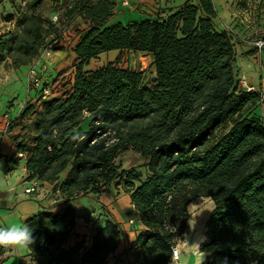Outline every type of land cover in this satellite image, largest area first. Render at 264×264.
<instances>
[{"label": "trees", "instance_id": "obj_1", "mask_svg": "<svg viewBox=\"0 0 264 264\" xmlns=\"http://www.w3.org/2000/svg\"><path fill=\"white\" fill-rule=\"evenodd\" d=\"M40 2L26 3L30 14L22 18L6 14L16 17L17 28L0 36V59L6 53L15 67L43 47L71 58L66 88L43 97L57 77L38 74L40 82L27 83L18 115L6 122L7 131L21 126L15 153L24 157L25 178L53 183L65 204L24 220L36 237L28 247L35 264L120 263L126 247L118 252L121 228L112 218L87 246H64L75 225L72 200L110 184L128 193L138 225L126 264H168L188 204L199 196L213 201L202 264H264L262 86L241 85L234 37L215 27L213 1L183 0L122 22L112 20L114 0H70L56 11L64 27L41 17ZM66 27L71 33L63 43ZM109 50L150 55L151 82L145 71L120 65V55L94 70L84 67ZM127 147L146 159L144 177L116 162Z\"/></svg>", "mask_w": 264, "mask_h": 264}, {"label": "rangeland", "instance_id": "obj_2", "mask_svg": "<svg viewBox=\"0 0 264 264\" xmlns=\"http://www.w3.org/2000/svg\"><path fill=\"white\" fill-rule=\"evenodd\" d=\"M1 1V0H0ZM30 0H14L13 9L14 14H30V10L26 3ZM182 0H173L170 6H173L172 9H175ZM214 7L217 11V16L214 18V25L217 29L226 28L229 29L231 33L236 34L234 36V42L237 48L241 51H246L248 45L245 43H240L239 41L241 36H247L248 32L250 33V28L241 23L240 20L236 17V14L240 15L242 18L245 17V14H248V11H245V8L248 5L252 6L251 14L255 17L256 9L253 5H258L259 0H212ZM70 0H41L37 5L36 11L41 15L43 19H50L51 16L56 13L58 10L66 9ZM165 2L162 0V3ZM248 2V3H247ZM122 7L118 8L114 12L112 19H120L122 22H127L128 19H141L139 11H130L128 2L122 1ZM247 3V5H246ZM169 6V7H170ZM239 11L236 13L237 8ZM164 8V7H163ZM152 13L149 15L155 16L157 13L156 10H149ZM149 11H146L149 13ZM6 15V14H5ZM0 13V23L6 17ZM63 16V15H62ZM15 16H13L10 21L7 23L0 24V36L1 34H6L7 31H15L17 28ZM244 20V18H243ZM230 27H229V26ZM227 26V27H226ZM254 30L258 28L256 23L253 24ZM261 28V27H259ZM258 30V29H257ZM71 30L65 28V38L64 41H67L69 38L68 35ZM233 31V32H232ZM259 34V33H257ZM50 36H48L49 39ZM239 40V41H238ZM66 43V42H65ZM255 46L254 44H251ZM260 52L254 54L253 52H246L244 54L238 53L236 55V68L239 77L247 74V78H253V73L257 72L259 65L262 67V72L264 76V46L258 49ZM49 57L42 54L39 57H32L28 64H22L18 67H15L11 64L9 57L6 55L0 59V113H6V109L9 108L17 99H23L25 95L29 93L27 91L28 78L30 76V68L34 69V74H43L50 77H57L54 81L51 82V90H55V93L59 89L66 88L69 83L67 81L68 76L72 73L70 68L71 58L68 55L67 51L59 48L58 50H51ZM117 55H120L119 64L122 66H130L133 69L143 70L144 72V81L147 83L151 82L153 77V68L150 64L151 56L148 54H143L140 52L133 51H123L121 54H118L117 50H109L101 53L98 57L90 59L84 67L86 69L94 70L101 65L106 64L108 61L114 60ZM243 56V57H242ZM73 60V58H72ZM249 64V66H247ZM41 66V68L39 67ZM57 72V73H55ZM52 73V74H51ZM250 76V77H249ZM257 76V75H256ZM256 76H254L253 81L257 82ZM32 77H30L31 80ZM35 77H33L34 79ZM40 78L35 79L39 81ZM34 80V81H35ZM33 82L32 85L34 83ZM33 90H31L32 92ZM30 92V93H31ZM54 93V94H55ZM14 112V111H13ZM19 112V111H18ZM257 112L264 116V102L257 108ZM9 117V116H8ZM10 118H8L9 120ZM116 162L121 166L122 169L137 168L140 169L144 174H146L145 162L146 159L142 157L139 153L133 151L130 147H127L118 154ZM46 203L45 208H48L53 211H61L65 206L64 202L60 198L58 192L49 191L46 193ZM75 207V222L78 223L80 227H87V233L76 234L81 236L79 239H76L73 234L70 235L69 241L65 242V247L76 246L79 248L81 245L87 246L91 241V234L94 233L95 229L103 224L105 218H112L120 224L121 228V240L118 247V252L122 251L126 247V251L120 256L119 264H126V261L131 257V246H129L130 241L135 237V221H134V210L131 205L130 198L128 193L122 187H118L114 184L107 185L102 188L99 193L87 192L79 194L72 200ZM213 209V201L208 196H199L195 197L188 204L189 217L186 221V228L181 238L178 240L176 246L179 250L180 256L177 264H197L199 258V252L196 248L192 247L193 243H201L206 239L205 235V224L206 220ZM79 229V228H77ZM85 235H88L89 238H85ZM87 240V244L83 242ZM127 245V246H125ZM27 264H35L32 256L25 255ZM124 262H121V261ZM172 264H175L172 263Z\"/></svg>", "mask_w": 264, "mask_h": 264}, {"label": "crops", "instance_id": "obj_3", "mask_svg": "<svg viewBox=\"0 0 264 264\" xmlns=\"http://www.w3.org/2000/svg\"><path fill=\"white\" fill-rule=\"evenodd\" d=\"M114 1H115L114 12H116L118 8H124L122 7L123 4L122 1L125 2L127 1L128 5H130L129 6L130 11H139L141 17L149 16V14L152 13L149 10H156V12H158L163 7L165 8V10H167L166 7L168 8V10L173 7L170 6L173 0H164L165 2L163 3L162 0H114ZM13 3L14 0H1L0 13L3 15L11 13L13 15L14 13V11H12ZM253 7L256 9L255 17H253L251 14V12L255 10L251 9L252 6L250 5H248V7L245 8V11H248L249 13L244 15L245 16L243 17L244 20L240 15L236 14L238 20H240L241 23H243L245 26L249 27L251 31L250 33L248 32L247 36L238 37L240 38V40H243V42L238 40L240 43H245L249 47L246 51L245 50L241 51L239 48L236 47V55H238V53L244 54L247 51L248 52L251 51L254 54H258L260 52L257 48H255L251 44L255 39L264 38V0H259L258 5L256 6L253 5ZM240 9L238 7L236 13ZM146 11H149V13H147ZM12 17L13 16H11V18ZM10 19L4 17V19L0 24L4 22L7 23V21L8 22L10 21ZM117 20L120 21V19L118 18ZM254 23L258 25V28H256V30H254L255 27L253 26ZM234 36L237 35L234 34ZM247 66H249V64H247ZM256 71L257 72L253 73V78L254 76L257 75L256 76L257 82H254L253 78L250 76H249L250 78L248 79L247 74L240 77L241 78L240 83L243 87L245 88H247L248 86L261 87L264 85V76L261 65L258 66ZM13 102L14 103L10 105L8 109H6V113L5 112L2 114L0 113V226H5V227L13 224L16 225L24 224V220L27 217L36 213L40 209H44L45 205H47L45 199L46 193L53 190V183L44 181L42 183L38 182L36 189L33 192L26 193L24 191V187L31 179L25 178L26 168H25L24 157H21L19 154L15 153L17 142L21 140L23 137V135H21L22 133L20 129L21 126L17 124L12 128V130L10 131L6 130V122L8 121V118H13L17 116L19 108L21 107L22 104L21 99L20 100L17 99ZM77 224L78 223L75 222V225L70 235L74 233L73 235L75 236V238L79 239L81 236L79 235L77 236L76 235L77 233L80 234L79 232H81L82 234H86L88 231H87V227L85 226L80 227ZM134 227L137 228L138 225L135 224ZM135 233H136V229H135ZM85 238H89V236L85 235ZM84 244H87V240L84 241ZM28 252H29L28 248H21L15 251L0 248V264H27V260H26L27 256L25 255L30 256ZM174 262L175 264H177V261H173L172 263ZM180 263L181 262H179V264Z\"/></svg>", "mask_w": 264, "mask_h": 264}, {"label": "clouds", "instance_id": "obj_4", "mask_svg": "<svg viewBox=\"0 0 264 264\" xmlns=\"http://www.w3.org/2000/svg\"><path fill=\"white\" fill-rule=\"evenodd\" d=\"M36 242V237L33 235V230L27 224H13L10 226H0V248L8 250H18L21 248H28ZM192 247L199 251V243H193ZM204 253L199 252L197 264H202ZM179 252L174 251L172 260H178ZM171 264V261H170Z\"/></svg>", "mask_w": 264, "mask_h": 264}, {"label": "built area", "instance_id": "obj_5", "mask_svg": "<svg viewBox=\"0 0 264 264\" xmlns=\"http://www.w3.org/2000/svg\"><path fill=\"white\" fill-rule=\"evenodd\" d=\"M51 21L53 23H55L58 27H64V19L61 18L59 14H54L53 16H51ZM252 44H254L258 49H260V48H262V46H264V38L255 39L252 42ZM51 52L52 51H51L50 48L43 47V48L40 49V52H39L38 55H36V57L40 58V55L42 56V54L47 56V57H49ZM29 73H30V76H29L27 81L28 82L31 81L30 82L31 84L36 81L35 79H38V78L41 79V76H38V74H34V69L32 67L30 68V72ZM30 77H32L31 80H30ZM33 77H35V78L33 79ZM40 79H39V81L37 80L36 83H34L33 85H37L40 82ZM252 88H254V87H249V86L247 87V89H252ZM55 90H51L50 88L44 89L43 97H46L47 95H54ZM260 93H261V98L264 99V85L260 88ZM36 186H37V181L35 179H31V180H29L27 185L24 187V191L26 193H31V192H33L36 189ZM174 251L179 252L177 246L172 247V256H173V252ZM172 256H171V260H170L171 264H172L173 261H178L179 260V259L178 260H172ZM168 264H170V262Z\"/></svg>", "mask_w": 264, "mask_h": 264}]
</instances>
